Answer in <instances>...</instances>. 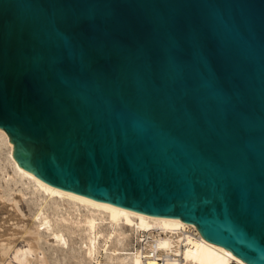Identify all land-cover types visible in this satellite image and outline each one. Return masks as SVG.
Returning <instances> with one entry per match:
<instances>
[{
    "label": "water",
    "instance_id": "1",
    "mask_svg": "<svg viewBox=\"0 0 264 264\" xmlns=\"http://www.w3.org/2000/svg\"><path fill=\"white\" fill-rule=\"evenodd\" d=\"M19 168L264 264V0H0Z\"/></svg>",
    "mask_w": 264,
    "mask_h": 264
},
{
    "label": "bare ground",
    "instance_id": "2",
    "mask_svg": "<svg viewBox=\"0 0 264 264\" xmlns=\"http://www.w3.org/2000/svg\"><path fill=\"white\" fill-rule=\"evenodd\" d=\"M12 148L0 132V264H146L140 254L162 264H247L188 223L55 188L19 168ZM145 234L144 245L135 247ZM167 248L180 253L179 263L166 259Z\"/></svg>",
    "mask_w": 264,
    "mask_h": 264
},
{
    "label": "built area",
    "instance_id": "3",
    "mask_svg": "<svg viewBox=\"0 0 264 264\" xmlns=\"http://www.w3.org/2000/svg\"><path fill=\"white\" fill-rule=\"evenodd\" d=\"M192 235H194V237L196 238H199V234L198 233H195V232H192ZM144 241L143 238H140V241L139 242H136L135 243V247H142V245H140V243ZM166 248V246H165ZM173 249H168L167 248V251L164 253L165 254V257L166 259H172V260H175L177 263L180 262V253L178 251H172ZM141 255V258L143 260V262H145L146 264H150V263H154V262H157L159 264H162L163 261H166V260H154L153 258L154 257H145L144 255L140 254Z\"/></svg>",
    "mask_w": 264,
    "mask_h": 264
},
{
    "label": "rangeland",
    "instance_id": "4",
    "mask_svg": "<svg viewBox=\"0 0 264 264\" xmlns=\"http://www.w3.org/2000/svg\"><path fill=\"white\" fill-rule=\"evenodd\" d=\"M4 150H6V147H4ZM51 238V237H50ZM140 238H143L144 239V241H142L141 243H140V245H144V243H145V241H146V234L144 235V236H141ZM100 259H103V254L101 253L100 254Z\"/></svg>",
    "mask_w": 264,
    "mask_h": 264
}]
</instances>
